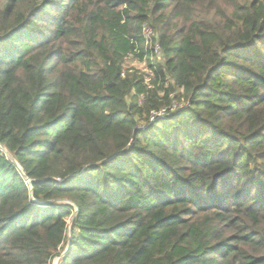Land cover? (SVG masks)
Segmentation results:
<instances>
[{
	"label": "trees",
	"instance_id": "1",
	"mask_svg": "<svg viewBox=\"0 0 264 264\" xmlns=\"http://www.w3.org/2000/svg\"><path fill=\"white\" fill-rule=\"evenodd\" d=\"M0 144V264H264V0H0Z\"/></svg>",
	"mask_w": 264,
	"mask_h": 264
},
{
	"label": "built area",
	"instance_id": "2",
	"mask_svg": "<svg viewBox=\"0 0 264 264\" xmlns=\"http://www.w3.org/2000/svg\"><path fill=\"white\" fill-rule=\"evenodd\" d=\"M144 32H145V34H146L147 43L149 44V43L151 42V39H152V37H151L152 31H151V29L147 26V27H145ZM159 48H160V47H159L158 45H156V47H155V51H156L157 53H158L159 50H160ZM151 80H152V73H148V74L146 75V81H147V83H148V84H151ZM188 103H189V102H187V103H185V102H181V103L176 102V103H174V104L172 105V108H171V109H172V111H174V110H176V109L184 108V106H187ZM167 112H168V109H166V108H162V109L159 110V111H155V112L153 113V118H152V120H156V119H158V118L165 117V116L167 115ZM0 151L3 152V153H5V154H7L6 151H5V149L2 147L1 144H0Z\"/></svg>",
	"mask_w": 264,
	"mask_h": 264
},
{
	"label": "water",
	"instance_id": "3",
	"mask_svg": "<svg viewBox=\"0 0 264 264\" xmlns=\"http://www.w3.org/2000/svg\"><path fill=\"white\" fill-rule=\"evenodd\" d=\"M2 147L5 149V151H6L7 155H8V157H9L10 159H12L14 162H16L15 159L13 158V156L9 153V151H8L3 145H2ZM31 195H33L32 190H31ZM66 202H69V201H66ZM69 203H70V202H69ZM76 210H77V209H76ZM75 215H76V213H75V214L73 215V217L70 219V221H69L70 225L72 224V221H73ZM69 246H70V243L68 244L67 249H66L63 253H61L58 257H56V258L54 259L55 264H58V262L60 261V259H61L62 257H64V256L67 254V251H68Z\"/></svg>",
	"mask_w": 264,
	"mask_h": 264
},
{
	"label": "rangeland",
	"instance_id": "4",
	"mask_svg": "<svg viewBox=\"0 0 264 264\" xmlns=\"http://www.w3.org/2000/svg\"><path fill=\"white\" fill-rule=\"evenodd\" d=\"M128 63L130 65H134L136 68L141 69L144 72H147V73L149 72V69L147 68V66L145 65V63H139V62H135V61H129ZM59 262H58V264H59ZM53 264H55V261H53Z\"/></svg>",
	"mask_w": 264,
	"mask_h": 264
}]
</instances>
